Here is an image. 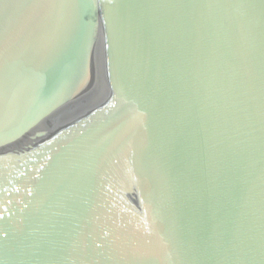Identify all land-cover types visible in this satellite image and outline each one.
I'll list each match as a JSON object with an SVG mask.
<instances>
[{
  "label": "water",
  "instance_id": "water-1",
  "mask_svg": "<svg viewBox=\"0 0 264 264\" xmlns=\"http://www.w3.org/2000/svg\"><path fill=\"white\" fill-rule=\"evenodd\" d=\"M0 264H264V0H0Z\"/></svg>",
  "mask_w": 264,
  "mask_h": 264
}]
</instances>
